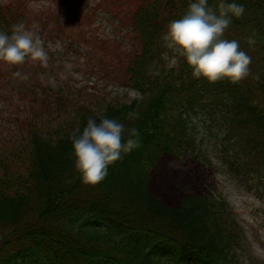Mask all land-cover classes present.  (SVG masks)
<instances>
[{
	"label": "trees",
	"instance_id": "1",
	"mask_svg": "<svg viewBox=\"0 0 264 264\" xmlns=\"http://www.w3.org/2000/svg\"><path fill=\"white\" fill-rule=\"evenodd\" d=\"M132 1L128 14L140 50L129 57L125 76L140 98L79 107L53 132L33 125L19 144L22 155L0 152V264L231 262L226 248L236 234L224 202L186 195L167 205L148 185L162 155L181 159L191 151L192 129L181 115L186 109L206 112L213 122L219 115L217 126L229 137L242 135L247 150L264 148V0H235L245 12L232 17L224 38L237 40L251 57V75L236 83L194 78L178 55L173 65L165 60L166 27L193 0ZM0 32L10 34L11 25L2 24ZM89 118L117 119L139 133V147L122 152L96 185L83 183L71 156L70 137Z\"/></svg>",
	"mask_w": 264,
	"mask_h": 264
},
{
	"label": "rangeland",
	"instance_id": "2",
	"mask_svg": "<svg viewBox=\"0 0 264 264\" xmlns=\"http://www.w3.org/2000/svg\"><path fill=\"white\" fill-rule=\"evenodd\" d=\"M11 1L0 0V4L5 6ZM21 1L27 3L28 24L41 23L42 28H36L35 32L44 41L48 59L46 64L26 60L23 65H8L0 61V152L15 156L23 152L18 145L21 134L16 120L29 123L30 106H46L32 99L35 87L60 90L62 95L69 96L59 104L50 97V105L55 103L48 111L52 116L50 122L62 119L69 108L77 104L95 106L103 101L128 102L138 98L136 91L123 84L126 63L139 50L133 34L130 35V29L124 23L125 20L131 21V15L126 13L133 7L132 2L117 0L122 2L118 4L120 9L107 13L103 9L104 6L109 8L107 0H73V11L68 7L62 11L59 7L61 0ZM63 4L66 6L65 1ZM57 6L61 11L58 16L53 13L58 10ZM33 13L47 14L39 17L38 21L32 17ZM89 14L92 18L86 21L84 17ZM102 42L108 45L99 48ZM114 61L116 68L111 63ZM17 71L21 73L20 77L13 75ZM39 97L45 99L43 95ZM208 132L216 133V130ZM205 142L206 150L211 152L210 168L197 165L187 155L182 162L162 156L158 170L152 176L150 189L169 204L177 202L178 191L184 184H190L204 194L207 188L217 192L226 199L243 229L251 246L250 256L257 259V264H264V196L259 197L253 187L248 188L242 182L244 179L234 177L232 171L222 168L218 161L220 153L215 150L212 136H206Z\"/></svg>",
	"mask_w": 264,
	"mask_h": 264
},
{
	"label": "clouds",
	"instance_id": "3",
	"mask_svg": "<svg viewBox=\"0 0 264 264\" xmlns=\"http://www.w3.org/2000/svg\"><path fill=\"white\" fill-rule=\"evenodd\" d=\"M244 12L243 5L235 0H217L214 6L208 0H193L180 18L169 22L162 40L192 69L194 78L209 83L220 79L239 82L249 75L251 57L240 49L237 40L225 39L224 34L232 17L239 18ZM47 59L43 39L23 23L14 24L10 34L0 32V61L8 65H21L26 60L46 64ZM13 75L20 77L21 73ZM138 135L136 128L126 129L117 119L102 118L97 123L89 118L82 131L77 129L70 137L74 168L83 183L102 182L109 165L120 160L122 152L139 147Z\"/></svg>",
	"mask_w": 264,
	"mask_h": 264
}]
</instances>
